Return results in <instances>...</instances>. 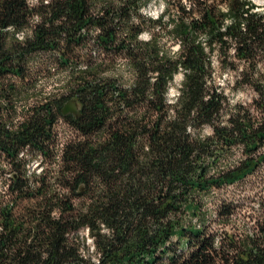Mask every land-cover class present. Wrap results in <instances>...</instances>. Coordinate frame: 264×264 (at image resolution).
<instances>
[{
    "label": "trees",
    "instance_id": "16d2710c",
    "mask_svg": "<svg viewBox=\"0 0 264 264\" xmlns=\"http://www.w3.org/2000/svg\"><path fill=\"white\" fill-rule=\"evenodd\" d=\"M150 1L0 0V264H264V191L234 234L238 202L211 197L264 166V12L161 0L150 18ZM59 118L77 133L61 148Z\"/></svg>",
    "mask_w": 264,
    "mask_h": 264
},
{
    "label": "rangeland",
    "instance_id": "374dc122",
    "mask_svg": "<svg viewBox=\"0 0 264 264\" xmlns=\"http://www.w3.org/2000/svg\"><path fill=\"white\" fill-rule=\"evenodd\" d=\"M252 3H254L257 6V10L264 12V0H250ZM163 9L162 1L161 0H151L147 3L145 6L143 13L146 14L148 17L153 18L155 17L160 11ZM34 19V22L37 21ZM142 39H146L145 34L142 35ZM176 46H174V49ZM44 58V57H43ZM216 74L214 76V81L216 84L223 88L225 91V94L228 95L227 102L232 108L235 105L242 104L243 106L252 108V102L255 100V95L252 93V90L247 87L243 90H238L236 92H231L230 88L233 84V77L223 71H219V69L216 68ZM64 80V75H54L47 79L40 78L36 86V93L46 95V94H59L61 91L60 83ZM181 75L177 74L174 79V84L171 87L170 90V96L174 95L175 88L180 83ZM35 98H30L26 105H33L35 103ZM38 102V101H37ZM21 104L17 106V108H21ZM254 115L257 119H261L262 115L256 111H254ZM227 116H224L223 118H226ZM22 118L20 115L18 116V120L20 121ZM16 121V122H19ZM54 131L56 132L57 136L56 139L58 141V146L61 148V145L67 141V139H75L77 133L72 130L70 126H68L64 121L59 118L56 121V124L54 126ZM210 132L209 128L204 129L203 133L207 134ZM264 151V148H263ZM59 152H56V155H58ZM234 156L239 157L240 156V149L236 148L234 151ZM41 166L39 165V158L36 157V159H32L31 163L27 167V174H30V172L33 171H39ZM1 186V185H0ZM1 188V187H0ZM262 191H264V166H262L257 172L253 175H249V177L241 184H235L227 186L226 188H223L217 192H215V195H212L211 197L214 200H218L220 197L224 201H236L238 202V206H240L237 211L239 215H235V218L232 220L231 225L233 228L229 225L224 228V231L228 232L229 234L236 233L237 229L243 224H247L248 226L251 225L248 219L243 217V212H245L247 209L245 206L251 205L253 208H257V199L260 195H262ZM252 199V200H251ZM251 200V203H250ZM211 203H209V206ZM214 228H218V225L213 223Z\"/></svg>",
    "mask_w": 264,
    "mask_h": 264
},
{
    "label": "water",
    "instance_id": "95a60500",
    "mask_svg": "<svg viewBox=\"0 0 264 264\" xmlns=\"http://www.w3.org/2000/svg\"><path fill=\"white\" fill-rule=\"evenodd\" d=\"M61 114L65 116L66 114L78 116V106L77 103L74 100H70L65 103V106L63 107Z\"/></svg>",
    "mask_w": 264,
    "mask_h": 264
},
{
    "label": "built area",
    "instance_id": "2783aa9c",
    "mask_svg": "<svg viewBox=\"0 0 264 264\" xmlns=\"http://www.w3.org/2000/svg\"><path fill=\"white\" fill-rule=\"evenodd\" d=\"M34 3V0H29V5L31 6L32 4ZM35 18V20H38L36 17H33ZM32 18L31 20V25L34 24V19ZM31 32V28H28V29H25L23 31H20V32H17V35H16V38H18L19 40H22L27 34H29ZM20 109V108H19ZM18 109V110H19ZM22 155V154H21Z\"/></svg>",
    "mask_w": 264,
    "mask_h": 264
}]
</instances>
